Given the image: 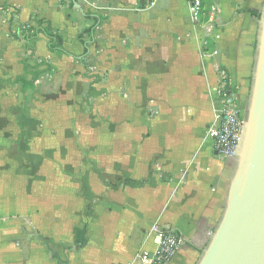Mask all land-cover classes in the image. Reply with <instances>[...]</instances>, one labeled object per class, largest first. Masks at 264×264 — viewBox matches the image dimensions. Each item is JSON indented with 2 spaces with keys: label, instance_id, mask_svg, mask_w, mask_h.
Listing matches in <instances>:
<instances>
[{
  "label": "crops",
  "instance_id": "1",
  "mask_svg": "<svg viewBox=\"0 0 264 264\" xmlns=\"http://www.w3.org/2000/svg\"><path fill=\"white\" fill-rule=\"evenodd\" d=\"M8 3L24 69L30 56L28 70L43 64L41 75L46 66L93 71L90 96L100 104L95 98L107 93L109 125L68 128L67 140L46 146L45 154L59 155L55 181L66 207L44 211L30 196L0 206V217H21L0 224V264H139V254L154 249L153 225L183 239L168 264H197L232 176L231 160L215 155L206 126L222 92L239 103L249 95L264 0H202L197 23L188 0ZM39 25L61 38L63 53L50 51L41 33L23 39ZM31 151L28 158H38ZM41 227L43 238L31 233Z\"/></svg>",
  "mask_w": 264,
  "mask_h": 264
},
{
  "label": "rangeland",
  "instance_id": "2",
  "mask_svg": "<svg viewBox=\"0 0 264 264\" xmlns=\"http://www.w3.org/2000/svg\"><path fill=\"white\" fill-rule=\"evenodd\" d=\"M16 14L8 0H0V206L13 208L12 200L15 206L30 196L31 203L38 208L45 211L52 207L61 212L66 207V198L55 181L54 170L59 155L45 154L44 149L67 140L68 128L77 133V128L108 127V106L102 103L107 100V93L101 92L99 98H95L100 101L97 104L90 96L93 71L81 74L74 69L62 71L54 66L39 77L34 89L23 93L18 79L29 80L32 71L24 69L21 62L25 53L16 30ZM84 78L88 81L83 83ZM123 91V88L117 91L122 99L125 98ZM246 99L249 100V95ZM244 102L240 103L242 107ZM122 124L123 121L117 126ZM35 148L38 158L33 154L29 159L28 155ZM230 163L233 170L235 160ZM20 218L6 215L0 217L4 219L0 224L11 226ZM40 229L31 228V233L43 238L48 232L44 227ZM24 232L22 230L23 235L28 233Z\"/></svg>",
  "mask_w": 264,
  "mask_h": 264
},
{
  "label": "water",
  "instance_id": "3",
  "mask_svg": "<svg viewBox=\"0 0 264 264\" xmlns=\"http://www.w3.org/2000/svg\"><path fill=\"white\" fill-rule=\"evenodd\" d=\"M233 159L221 219L197 264H264V7L243 133Z\"/></svg>",
  "mask_w": 264,
  "mask_h": 264
},
{
  "label": "built area",
  "instance_id": "4",
  "mask_svg": "<svg viewBox=\"0 0 264 264\" xmlns=\"http://www.w3.org/2000/svg\"><path fill=\"white\" fill-rule=\"evenodd\" d=\"M188 1L191 21L197 23L203 15L202 0ZM243 125L244 114L238 98L231 93L222 92L206 126V136L212 142V148L219 158H234L242 137ZM150 232L157 241L153 250H145L139 254V264H168L176 256L183 239L171 229L159 225H153Z\"/></svg>",
  "mask_w": 264,
  "mask_h": 264
},
{
  "label": "trees",
  "instance_id": "5",
  "mask_svg": "<svg viewBox=\"0 0 264 264\" xmlns=\"http://www.w3.org/2000/svg\"><path fill=\"white\" fill-rule=\"evenodd\" d=\"M24 33V40L28 41L31 38H33L36 34H43L47 39H48V48L50 51H55L57 53H63V49H62V40L58 35H55L53 33H51L49 30L44 29L41 27V25L38 26V28L34 31H23ZM22 33V34H23ZM26 51H30L31 49L25 45ZM31 57L28 56L26 57V59H24V65L25 68H29L28 65H26L27 61L30 59ZM40 66H43V64H38L36 65L33 69H32V75L31 78L29 80H25V79H18V84L20 85L21 89L23 92L32 89L34 86V83L38 80L39 76L42 74L43 71L39 70L38 68ZM46 71L50 70L49 66H46Z\"/></svg>",
  "mask_w": 264,
  "mask_h": 264
},
{
  "label": "flooded vegetation",
  "instance_id": "6",
  "mask_svg": "<svg viewBox=\"0 0 264 264\" xmlns=\"http://www.w3.org/2000/svg\"><path fill=\"white\" fill-rule=\"evenodd\" d=\"M244 104L245 105L243 107L242 106L241 107H242L243 114L245 115L246 109H247V104H248V100L247 99L245 100ZM230 160H234V159H230Z\"/></svg>",
  "mask_w": 264,
  "mask_h": 264
}]
</instances>
